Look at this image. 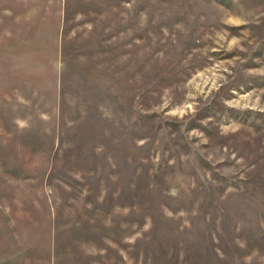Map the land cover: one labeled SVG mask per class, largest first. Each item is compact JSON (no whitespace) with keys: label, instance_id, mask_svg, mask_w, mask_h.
Instances as JSON below:
<instances>
[{"label":"rangeland","instance_id":"1","mask_svg":"<svg viewBox=\"0 0 264 264\" xmlns=\"http://www.w3.org/2000/svg\"><path fill=\"white\" fill-rule=\"evenodd\" d=\"M0 264H264V0H0Z\"/></svg>","mask_w":264,"mask_h":264}]
</instances>
